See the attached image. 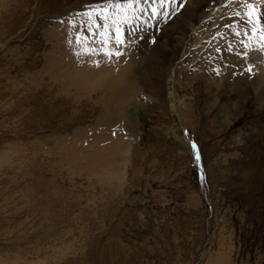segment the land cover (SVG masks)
<instances>
[{"label": "rangeland", "instance_id": "obj_1", "mask_svg": "<svg viewBox=\"0 0 264 264\" xmlns=\"http://www.w3.org/2000/svg\"><path fill=\"white\" fill-rule=\"evenodd\" d=\"M109 6L0 0V264H264V0Z\"/></svg>", "mask_w": 264, "mask_h": 264}, {"label": "snow or ice", "instance_id": "obj_2", "mask_svg": "<svg viewBox=\"0 0 264 264\" xmlns=\"http://www.w3.org/2000/svg\"><path fill=\"white\" fill-rule=\"evenodd\" d=\"M136 3H139V0H125V2L123 4H120L118 2L115 4H111V0H109L110 6L107 7L105 10H102L99 13V16L103 20H108L109 17H112L113 18V26H116L117 22L114 18L119 16L121 18V20L127 21L129 19L128 10L132 9L133 5ZM248 7L251 10L248 13V17L250 19L251 12L254 11V9L252 8V5H250V4L248 5ZM92 15H93V13L89 14V27H92L91 22H90ZM235 15L239 16L240 13L237 12ZM97 27L98 28H107L108 31L99 33V35H100V47L98 49H96L95 54L107 56L109 58H111L113 56H115V57L121 56L122 53L120 52L118 46H122L124 44V40L120 39L118 36L119 27L118 26L115 27V33H113L111 30L112 26L101 24V23H99V21L97 23ZM251 31L254 34H257L260 37V40L258 41V47H251V48H250V42H246V40H241L240 43H241L242 48L244 49L243 55L245 57H247L251 51L259 52L261 50H264V26H261V28L259 30H257L255 28V23H253ZM91 34L93 36H95V35H97V32L94 30ZM237 35H241V33H237ZM242 35L246 38L248 36V32L246 31ZM83 39L86 40L87 37L85 36ZM70 43H71V41H70ZM76 43L82 44V38L79 35L76 38ZM106 47L109 48V50L103 51V49ZM112 48H115L116 50L112 51L111 50ZM217 51H219V49H217ZM77 54L78 55H87V56L91 57L94 54L91 44L87 45V48L84 52L77 53ZM248 71H251V68H248ZM196 147H197L196 144L193 143L192 144L193 150H196ZM199 159H200V156L197 153L196 160L199 161Z\"/></svg>", "mask_w": 264, "mask_h": 264}, {"label": "bare ground", "instance_id": "obj_3", "mask_svg": "<svg viewBox=\"0 0 264 264\" xmlns=\"http://www.w3.org/2000/svg\"><path fill=\"white\" fill-rule=\"evenodd\" d=\"M264 11V10H263ZM187 26H188V28H187ZM186 27H184L185 29L183 30V32H187V31H190V32H192L193 30H194V26H193V24L192 23H190V22H188V25H187ZM183 34V33H182ZM133 56V53L131 52V57ZM130 56H129V54L127 53V55H126V58H127V60H126V64H127V67H126V69H125V73H124V82H126V81H128L129 80V78H130V76H131V69H132V59H133V57L131 58H129ZM128 83V82H127ZM127 83H125V85L127 86L128 84ZM262 104V103H261ZM224 258V257H223ZM216 260V259H215ZM215 260H213L214 262H215ZM220 262H222V261H220ZM215 264H217V261H216V263Z\"/></svg>", "mask_w": 264, "mask_h": 264}]
</instances>
